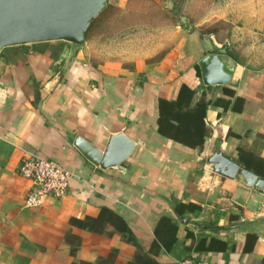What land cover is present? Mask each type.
<instances>
[{
  "label": "crops",
  "instance_id": "1",
  "mask_svg": "<svg viewBox=\"0 0 264 264\" xmlns=\"http://www.w3.org/2000/svg\"><path fill=\"white\" fill-rule=\"evenodd\" d=\"M199 24L165 26L157 44L96 33L1 52L0 264H264V205L240 209L208 165L220 148L264 180V45H226ZM205 40L235 65L229 84L205 85ZM118 135L135 147L108 170L75 147L105 151ZM33 156L71 180L30 209L20 171Z\"/></svg>",
  "mask_w": 264,
  "mask_h": 264
},
{
  "label": "water",
  "instance_id": "2",
  "mask_svg": "<svg viewBox=\"0 0 264 264\" xmlns=\"http://www.w3.org/2000/svg\"><path fill=\"white\" fill-rule=\"evenodd\" d=\"M107 4L108 0H0V54L7 48L59 41L82 47ZM204 45L206 58L201 68L205 85L229 84L235 65L224 61L226 51L216 49L211 40H205ZM75 147L92 165L108 170L122 165L135 144L118 135L110 138L105 151L81 137ZM208 165L240 209L264 205V180L225 157L220 148L209 157Z\"/></svg>",
  "mask_w": 264,
  "mask_h": 264
},
{
  "label": "rangeland",
  "instance_id": "3",
  "mask_svg": "<svg viewBox=\"0 0 264 264\" xmlns=\"http://www.w3.org/2000/svg\"><path fill=\"white\" fill-rule=\"evenodd\" d=\"M133 3L127 13L112 6L95 23L90 36L98 33L104 42L150 38L151 44H157L162 38L160 29L165 26L179 24L189 29L204 22L199 26L201 32L226 45H264V0H177L173 5L164 0H134Z\"/></svg>",
  "mask_w": 264,
  "mask_h": 264
},
{
  "label": "built area",
  "instance_id": "4",
  "mask_svg": "<svg viewBox=\"0 0 264 264\" xmlns=\"http://www.w3.org/2000/svg\"><path fill=\"white\" fill-rule=\"evenodd\" d=\"M20 174L31 183L27 208H42L48 199H62L68 193L71 174L56 162L33 156L24 160ZM182 264L206 263L188 259Z\"/></svg>",
  "mask_w": 264,
  "mask_h": 264
},
{
  "label": "trees",
  "instance_id": "5",
  "mask_svg": "<svg viewBox=\"0 0 264 264\" xmlns=\"http://www.w3.org/2000/svg\"><path fill=\"white\" fill-rule=\"evenodd\" d=\"M112 6L114 5H107V7L104 9L103 13H102V16L100 18H98L91 26L90 30L88 31L87 35H86V39L89 38L92 30H93V27L95 25V23L99 22L101 20V18L103 17V14L107 13L108 10H110L112 8Z\"/></svg>",
  "mask_w": 264,
  "mask_h": 264
}]
</instances>
